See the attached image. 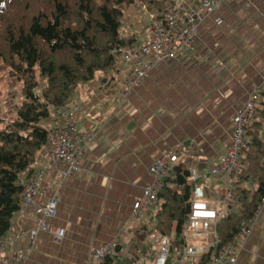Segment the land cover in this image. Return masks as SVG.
<instances>
[{
	"label": "crops",
	"instance_id": "1",
	"mask_svg": "<svg viewBox=\"0 0 264 264\" xmlns=\"http://www.w3.org/2000/svg\"><path fill=\"white\" fill-rule=\"evenodd\" d=\"M141 38L147 41L146 32ZM119 67L98 73L73 95L79 127L91 140L81 170L60 188L58 216L51 221L66 234L55 243L40 232L25 264H87L94 248L114 239L122 251L113 264H153L157 248L148 231L155 218L138 220L133 204L155 182L150 165L173 146L181 147L185 168L215 164L230 142L236 109L252 90L264 94V0H226L204 19L194 53L160 64L126 97L127 69L123 62ZM64 169L63 163L49 164L44 188L56 189ZM259 181L240 182L239 193L253 194ZM215 182L209 177V184ZM33 225L31 209L16 213L8 235ZM236 264H264V208Z\"/></svg>",
	"mask_w": 264,
	"mask_h": 264
},
{
	"label": "built area",
	"instance_id": "2",
	"mask_svg": "<svg viewBox=\"0 0 264 264\" xmlns=\"http://www.w3.org/2000/svg\"><path fill=\"white\" fill-rule=\"evenodd\" d=\"M226 0H169L161 18L153 20L148 30L147 41L134 45H116L114 53L126 66L122 96L143 84L149 73L169 60L182 59L196 51L200 27L206 16L222 6ZM261 95L259 89L252 90L247 100L236 109L233 118V133L226 152L206 170L188 168L184 182H167L180 163V146H173L162 153L149 167L154 183L144 187L142 195L134 202L132 215L138 220L154 218L161 206L159 191L164 186L174 191L188 189L189 212L182 234L179 254H173V235L156 228L148 231V237L157 248L153 264H236L247 238L251 235L256 220L264 208L261 198L252 216L243 220L231 240L221 243L218 235L219 223L232 211L240 212L239 196L232 191L239 189L240 177L249 162L246 153L254 140L252 123L259 112ZM81 110L77 105L54 108L49 123L46 144L40 154L35 172L20 178L22 187L20 207L16 213L31 209L33 226L14 236L8 233L0 238V264H25L28 252L35 246L38 234L48 232L55 243L65 237L63 227L51 223L58 216L59 194L64 180L79 172L86 146L91 136L80 129L78 121ZM264 120V119H263ZM13 119H11V122ZM264 140V134L261 137ZM63 163L62 177L55 182L56 189L44 188L46 167ZM209 177L216 182L209 184ZM241 194V193H239ZM187 235L201 245L187 246ZM24 243L25 245H22ZM122 251L117 239L93 249L87 264H101L108 257H116Z\"/></svg>",
	"mask_w": 264,
	"mask_h": 264
},
{
	"label": "trees",
	"instance_id": "3",
	"mask_svg": "<svg viewBox=\"0 0 264 264\" xmlns=\"http://www.w3.org/2000/svg\"><path fill=\"white\" fill-rule=\"evenodd\" d=\"M168 1L0 0V62L22 82L24 95L13 121L0 129V238L9 232L20 207V178L36 170L54 108L71 104L76 90L98 73L115 70L116 45L137 43L135 36L121 33L122 7L141 2L162 11ZM260 95L261 107L252 123L254 140L246 153L249 166L240 177L241 183L259 178V186L253 194L244 190L239 196L241 211H232L219 223L221 243L232 239L264 196V140L260 139L264 94ZM187 175L188 168L180 161L167 182H184ZM158 195L161 206L154 228L171 233L176 225L175 233H180L187 221L190 192L164 186ZM114 261L115 257H108L101 264Z\"/></svg>",
	"mask_w": 264,
	"mask_h": 264
},
{
	"label": "rangeland",
	"instance_id": "4",
	"mask_svg": "<svg viewBox=\"0 0 264 264\" xmlns=\"http://www.w3.org/2000/svg\"><path fill=\"white\" fill-rule=\"evenodd\" d=\"M123 16H122V30L121 33L123 36H135L137 38V43L142 41L141 36L148 30L150 23L156 19L157 16L163 13L159 11L158 8H149L146 4H142L141 2H135L130 5H126L122 7ZM114 53V52H113ZM116 56V68L119 67L120 64V55L114 53ZM119 63V65H117ZM118 73V81L122 83V74L124 73V69L119 67ZM103 74V73H102ZM104 75V74H103ZM22 82L14 77L10 76L9 68H5L0 62V129L4 124L10 122L16 116V112L22 101L24 100V95L22 93ZM240 190L232 191L233 199L238 197ZM173 232L176 231V225L173 228ZM173 235V254L177 256L179 254V249L177 244L180 246L182 244V234L176 232ZM184 235L186 236L185 243L187 246L193 245H201V241H195L189 235H187L186 231H184Z\"/></svg>",
	"mask_w": 264,
	"mask_h": 264
}]
</instances>
